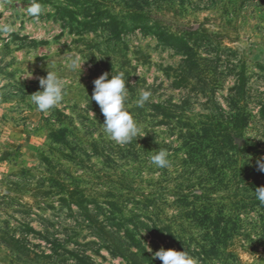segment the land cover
I'll return each instance as SVG.
<instances>
[{"label":"rangeland","instance_id":"obj_1","mask_svg":"<svg viewBox=\"0 0 264 264\" xmlns=\"http://www.w3.org/2000/svg\"><path fill=\"white\" fill-rule=\"evenodd\" d=\"M32 2L0 0V24L14 28L0 34V264H162L152 259L161 247L197 264H264V205L243 189L250 180L211 181L186 165L180 135L183 123H215L216 141L244 114L234 140L264 186V0H39L38 18ZM72 53L85 60L80 77ZM48 63L66 94L43 113L31 94ZM114 70L141 130L123 146L91 100L94 79ZM142 91L151 96L137 107ZM209 146L190 159L209 161ZM161 149L163 169L150 162Z\"/></svg>","mask_w":264,"mask_h":264},{"label":"clouds","instance_id":"obj_2","mask_svg":"<svg viewBox=\"0 0 264 264\" xmlns=\"http://www.w3.org/2000/svg\"><path fill=\"white\" fill-rule=\"evenodd\" d=\"M42 12V5L39 0L33 2L27 7V15L38 18ZM14 28L8 24H0V34H11ZM71 56L70 63L67 65L72 71H79V77L82 72V60L79 56ZM32 75V73H31ZM30 75V76H31ZM109 77V72L105 71L93 81V92L91 100L99 105L104 117L102 123L106 136L115 143L123 146L130 143L134 138L141 137V130L134 116L130 113L126 103L129 97V89L126 87V80L123 72L114 70V74ZM40 89L31 94V102L36 105L40 112L46 113L60 104L64 98L65 82L61 76L54 71L48 63L46 76L39 77ZM151 93L142 91L136 99L137 107H144L149 101ZM150 162L158 168H167L170 165L169 153L161 149L150 156ZM258 170L264 172V158L257 161ZM255 197L260 204L264 205V186L257 187ZM149 252L151 248H146ZM158 258L162 264H197L196 259L185 249L178 251L174 248L165 249L161 247L153 253L152 259Z\"/></svg>","mask_w":264,"mask_h":264},{"label":"trees","instance_id":"obj_3","mask_svg":"<svg viewBox=\"0 0 264 264\" xmlns=\"http://www.w3.org/2000/svg\"><path fill=\"white\" fill-rule=\"evenodd\" d=\"M186 51L187 50L183 52L185 61L189 57L188 55L189 52L186 53ZM187 62H191V60ZM192 65H193V62H192ZM177 106L178 105H175L176 108ZM156 107L157 108H153V109L154 110L157 109L156 111L159 114H161V116L174 118V116H171V115H174L173 113L175 112L173 109L160 106L159 104ZM176 118L179 119L178 115ZM246 121H247L246 117L242 113H238L235 116H229V120H228L229 126L225 128L223 133L220 132V135L218 136L216 141L211 140L210 131H207V130H210L211 128H213V126H218V124H215V123L205 124L204 122H199V124L197 125L189 126L183 123V127H185L186 130L180 133V135L183 139V143L184 141H186L187 143L186 145L189 146V148L187 147L188 148V152H187L188 158L187 159L189 161L185 158V162H186L185 164L194 166L200 169L204 168V171H206V173L208 172L210 175L209 179H213L211 181H214V180L223 181V179L226 181H235V178H237L241 180V183H242V181L250 180L249 182L250 184L246 185V186H250V188H243L244 190H250V189L255 190L257 187L263 186L260 180H258L259 172L255 170L256 166L252 164V161L245 160V162H243L242 160L243 158L239 157V155L241 154L249 155V152H246L247 150L244 148V145L240 146L234 140L235 136L240 134L239 128L241 127V125L245 124ZM60 135H61V131L58 133V136ZM51 137H53V140L57 143L63 142V138L61 140L60 138H57L54 134H51ZM202 141H206L210 145L208 148L209 149L208 150L209 151V157H208L209 161L207 160L206 162L197 164V162L194 163V161H192L193 157L192 159H190V156L194 151L191 149L194 146H198L199 143ZM195 156L199 158L198 152H195ZM226 189H228V187ZM254 199H256V197ZM224 222L226 221L224 220ZM200 224L202 225L203 223L200 222ZM125 234L127 233L125 232ZM54 245L55 243L51 242V246H50L51 249L54 248ZM79 261L82 264H92L89 262H84L81 259H79ZM131 263L138 264L137 262L133 260H131Z\"/></svg>","mask_w":264,"mask_h":264}]
</instances>
